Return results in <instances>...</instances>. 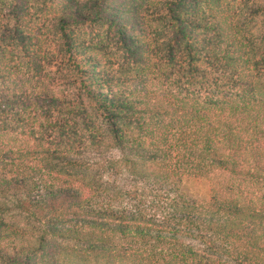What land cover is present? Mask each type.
Returning <instances> with one entry per match:
<instances>
[{
	"label": "trees",
	"instance_id": "obj_1",
	"mask_svg": "<svg viewBox=\"0 0 264 264\" xmlns=\"http://www.w3.org/2000/svg\"><path fill=\"white\" fill-rule=\"evenodd\" d=\"M219 1L0 0V264H264V39ZM34 12L73 98L6 85L1 38L30 42ZM95 26L140 60L157 34L174 91L107 92L129 79L77 34ZM191 176L206 198L183 193Z\"/></svg>",
	"mask_w": 264,
	"mask_h": 264
},
{
	"label": "rangeland",
	"instance_id": "obj_2",
	"mask_svg": "<svg viewBox=\"0 0 264 264\" xmlns=\"http://www.w3.org/2000/svg\"><path fill=\"white\" fill-rule=\"evenodd\" d=\"M33 1V0H31ZM260 0H220L218 14L233 23H241V31H249L252 38L264 39V15H254L249 9ZM32 28L20 30L22 36L30 38L29 41L17 42L14 39L2 44L7 46L5 65L11 71L12 80L9 87L23 93L52 92L59 96L72 94L75 97L74 87L68 85L66 77L72 78L60 60L61 49L59 40L49 27V20L45 13L32 14ZM51 31V32H50ZM93 47V53L100 59L99 65L112 74L126 77L129 80L116 83L107 92L114 95H132L143 89L168 91L176 88V76L172 70H161L159 63L154 61L153 51L159 48L157 34L152 31L143 38V55L133 56L121 49L116 31L107 27L95 26L84 28L77 32ZM88 45V44H87ZM161 49V48H159ZM139 56V57H138ZM111 153V152H110ZM210 184L199 177H186L182 183V191L187 197L204 199L209 193Z\"/></svg>",
	"mask_w": 264,
	"mask_h": 264
}]
</instances>
